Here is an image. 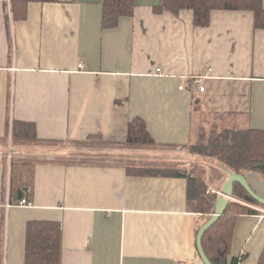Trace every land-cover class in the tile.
Wrapping results in <instances>:
<instances>
[{
	"label": "crops",
	"instance_id": "1",
	"mask_svg": "<svg viewBox=\"0 0 264 264\" xmlns=\"http://www.w3.org/2000/svg\"><path fill=\"white\" fill-rule=\"evenodd\" d=\"M103 1L31 2L26 19L13 21L10 0H0V264H24L32 220L61 222V264H204L197 233L208 211L200 198H212L208 190L229 176L213 180L214 169L199 166L192 173L201 159L183 148L194 102L232 129L264 130V28L252 11L213 10L202 27L189 9L158 12L163 0H135L132 16L104 29ZM135 118L175 155L158 161L164 156L148 154L152 148L129 145ZM14 119L33 123L40 139L112 147L86 149L83 160L55 158L68 153L55 147H12ZM14 156L52 158L35 164L33 207H6ZM129 163L178 168L139 174ZM244 175L264 197V173ZM244 204L257 213L236 218L225 264L243 254L239 264H258L264 251V208Z\"/></svg>",
	"mask_w": 264,
	"mask_h": 264
},
{
	"label": "trees",
	"instance_id": "2",
	"mask_svg": "<svg viewBox=\"0 0 264 264\" xmlns=\"http://www.w3.org/2000/svg\"><path fill=\"white\" fill-rule=\"evenodd\" d=\"M56 1L58 0H10L12 20L18 21L26 19L28 5L31 2L46 3ZM135 6V0H104L102 27L104 29L116 27L122 17H130L134 14ZM155 9L158 12L164 10L178 12L181 9H189L193 12L194 25L202 27L210 24L213 10H250L254 14L255 27L264 28L263 0H163L162 4L155 7ZM201 109H203L202 104L199 106V104L194 102V113L199 112ZM11 127L12 143L15 145H46L60 143L59 141L40 139L36 134L33 123L14 119L11 123ZM17 138L21 141H17L19 140ZM210 139H212V141L211 144L209 143L207 146L209 151L207 155L215 157L219 163H204L208 164L204 167L195 163L194 169L200 171L197 167L199 166L202 167L205 172L207 171L206 168H213L214 173L211 172L213 180L217 179L220 174L223 175L225 180L229 176L225 168L243 174L258 170L264 173L263 129L250 127L233 128L229 129L226 133L218 132V134H214ZM5 140H7V138H5ZM126 142L129 145L161 148L158 147V144L151 137L144 120L141 118H135L128 124ZM187 146L184 148L189 149ZM190 152L192 153V151ZM34 159L36 161L33 163L32 170H34L36 163L40 161H49V158L42 160V158L37 157ZM25 161H27V159L14 156L9 166V191L11 197L10 202L12 204L17 203L22 198L28 199L31 195L32 183L29 184V182L24 179L21 181L22 183L19 182L18 186H15V181L13 183V179L19 177L21 175L20 172L24 171L23 168L26 165L23 164H25ZM177 168L178 166L176 164L166 165L150 163L142 166L136 163L127 164L128 172L150 175L173 173ZM194 169H192V172L195 171ZM209 193H212L214 196L212 195L213 197L209 199L200 198L201 209L204 213L208 211L206 219H209L214 213V204L219 197L213 192ZM233 197L234 199L237 198L238 201H229L224 213L203 237L204 249L213 264H225L236 218L242 214L257 213L256 209L244 203L247 202L264 208V205L257 202L238 182L235 183ZM241 201H243V203ZM243 259L244 254L240 257L233 258L229 264H239ZM61 262V222L51 220L29 221L26 229L24 264H61ZM258 264H264V251L259 257Z\"/></svg>",
	"mask_w": 264,
	"mask_h": 264
},
{
	"label": "rangeland",
	"instance_id": "3",
	"mask_svg": "<svg viewBox=\"0 0 264 264\" xmlns=\"http://www.w3.org/2000/svg\"><path fill=\"white\" fill-rule=\"evenodd\" d=\"M10 5V2H7ZM197 77V76H196ZM201 77L202 81L201 82H196L198 85L202 84L203 85V77L202 76H198ZM204 86V85H203ZM222 116L220 115H212L210 114V112L201 109L199 112H195L194 113V123H193V132H192V138L190 140V142L188 143V148H183L184 151H188L190 154L196 155L198 156V159H201V165L202 167H204L205 165L208 164H204V163H219L215 157H211L209 155H207V153H209L207 146L209 145V143L211 144L212 139H210L214 134H218V132L221 133H226L229 129H232L231 126L229 127L227 120L225 118H221ZM212 118H215L216 122L215 124H213ZM224 120V123L222 124H217L218 120ZM19 139V138H17ZM10 140V138H9ZM17 141H21L20 139ZM11 145L13 144L12 141L10 140ZM15 145V144H13ZM12 147H15L13 146ZM42 146H44L45 148H59V149H64L67 150L63 155V157H55V158H61V159H66V158H71V159H86V155L85 154H81V152H85L86 149H89V151H95L94 153L97 154L100 151L106 150L110 147H112L109 143L107 142H103L102 140H98V139H93L88 145L87 144H82V143H72V142H60V143H56V144H42ZM88 147V148H86ZM11 148V147H9ZM148 148H152L151 150H149L148 154H151L152 156L156 155V156H164L162 158H159V160L164 159V158H168L171 155L174 156L175 154H167L165 152H167L168 150L163 151V149H158V148H154V147H148ZM116 151V148H114ZM109 151H113V149L109 150ZM120 151V150H118ZM192 151V153L190 152ZM164 153V154H163ZM82 158H81V157ZM47 158L49 156H46ZM88 157H94V154H90L88 155ZM51 158V157H49ZM27 161H25L26 165L23 168V172H20V176L19 177H15L13 179V183L15 181V186L19 185V182L22 183L21 181L24 179L27 182H31L32 181V175H33V163L36 161L34 158H26ZM45 159L42 156V160ZM68 160V159H67ZM95 160V158H94ZM165 160V159H164ZM200 167V168H202ZM196 170V169H194ZM259 173L263 174L262 171L258 170ZM176 172V171H175ZM174 173V172H173ZM193 174H197V172H192ZM9 174V173H8ZM21 179V180H19ZM201 183V182H200ZM224 185V184H223ZM200 187H202V185L200 184ZM223 187V186H222ZM222 189H217L215 191H213V193H215L216 195L220 196ZM209 193V192H207ZM237 199V198H236Z\"/></svg>",
	"mask_w": 264,
	"mask_h": 264
},
{
	"label": "water",
	"instance_id": "4",
	"mask_svg": "<svg viewBox=\"0 0 264 264\" xmlns=\"http://www.w3.org/2000/svg\"><path fill=\"white\" fill-rule=\"evenodd\" d=\"M227 173L229 174L228 179L224 183L222 187V193L218 197L216 203H215V211L211 215L209 219H207L202 226L199 228L198 233H197V248L199 255L204 262V264H213L211 260L209 259L204 246H203V237L205 233L212 227L218 219L221 217V215L224 213L226 210V207L230 201L231 198H233V193H234V186L235 183L238 182L240 183L245 190L260 204L264 205V197L260 196L256 191L252 188L250 185L246 175L243 173H237L234 171H231L229 169H226Z\"/></svg>",
	"mask_w": 264,
	"mask_h": 264
},
{
	"label": "built area",
	"instance_id": "5",
	"mask_svg": "<svg viewBox=\"0 0 264 264\" xmlns=\"http://www.w3.org/2000/svg\"><path fill=\"white\" fill-rule=\"evenodd\" d=\"M83 67H84V63L81 61L79 63V68L81 69ZM160 70H161L160 68L157 69V71H159V72H160ZM194 80H195V82H201L202 81L201 77H198V76L195 77ZM199 86H200V91H204L205 87L202 84H200ZM213 191H215V190L214 189L208 190V192H213ZM245 203H247V202H245ZM12 205L24 206V207H33L34 206V203L31 200L26 199V198L20 199L15 204H12L9 200L6 202V207H10Z\"/></svg>",
	"mask_w": 264,
	"mask_h": 264
}]
</instances>
